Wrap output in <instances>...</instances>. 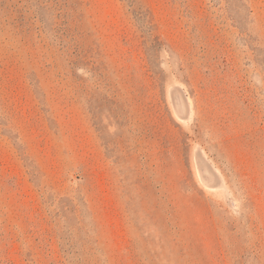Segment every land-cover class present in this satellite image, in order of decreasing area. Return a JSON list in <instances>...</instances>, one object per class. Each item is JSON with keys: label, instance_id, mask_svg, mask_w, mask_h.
<instances>
[{"label": "rangeland", "instance_id": "1", "mask_svg": "<svg viewBox=\"0 0 264 264\" xmlns=\"http://www.w3.org/2000/svg\"><path fill=\"white\" fill-rule=\"evenodd\" d=\"M0 264H264V0H0Z\"/></svg>", "mask_w": 264, "mask_h": 264}]
</instances>
